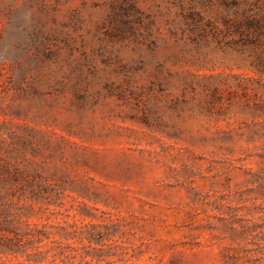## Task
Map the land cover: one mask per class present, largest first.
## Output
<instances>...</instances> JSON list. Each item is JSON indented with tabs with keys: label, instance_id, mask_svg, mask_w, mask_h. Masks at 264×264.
<instances>
[{
	"label": "rangeland",
	"instance_id": "1",
	"mask_svg": "<svg viewBox=\"0 0 264 264\" xmlns=\"http://www.w3.org/2000/svg\"><path fill=\"white\" fill-rule=\"evenodd\" d=\"M264 0H0V264H264Z\"/></svg>",
	"mask_w": 264,
	"mask_h": 264
},
{
	"label": "trees",
	"instance_id": "2",
	"mask_svg": "<svg viewBox=\"0 0 264 264\" xmlns=\"http://www.w3.org/2000/svg\"><path fill=\"white\" fill-rule=\"evenodd\" d=\"M234 27L243 44L261 42L262 36L264 37V7L258 6L256 10L243 8L241 14L235 16ZM253 63L264 72L263 55H257Z\"/></svg>",
	"mask_w": 264,
	"mask_h": 264
}]
</instances>
